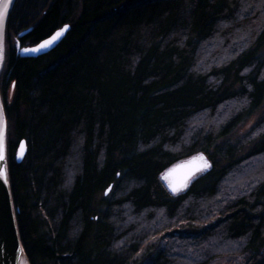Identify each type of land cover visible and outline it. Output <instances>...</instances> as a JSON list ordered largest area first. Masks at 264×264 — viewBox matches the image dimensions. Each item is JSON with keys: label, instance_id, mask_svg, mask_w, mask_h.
<instances>
[{"label": "trees", "instance_id": "obj_1", "mask_svg": "<svg viewBox=\"0 0 264 264\" xmlns=\"http://www.w3.org/2000/svg\"><path fill=\"white\" fill-rule=\"evenodd\" d=\"M65 24L47 55L18 54ZM0 95L30 264H211L187 256L227 246L264 264V0H14ZM196 154L212 168L172 195L167 169Z\"/></svg>", "mask_w": 264, "mask_h": 264}, {"label": "water", "instance_id": "obj_2", "mask_svg": "<svg viewBox=\"0 0 264 264\" xmlns=\"http://www.w3.org/2000/svg\"><path fill=\"white\" fill-rule=\"evenodd\" d=\"M5 1L6 0H0V9ZM13 2L14 0L11 2L10 9ZM70 29L71 25L65 24L50 36L33 46H21V44L17 42V52L23 58L32 59L47 55L63 41ZM58 33L60 35H57ZM23 34L25 33L21 35ZM41 45H44V47H41ZM0 108L4 119L0 135V155L3 157L0 159V172L5 173V175H0V264H30L21 242L17 223L18 211L14 206L10 188L7 122L4 115L1 95ZM26 153V141L21 140L15 156L17 163H21L24 160ZM205 164L210 165V167H205ZM211 168L212 162L205 154H196L169 167L162 180L166 189L172 195H175L179 191L186 190L200 174L206 173ZM173 188L176 189L175 192H173Z\"/></svg>", "mask_w": 264, "mask_h": 264}, {"label": "rangeland", "instance_id": "obj_3", "mask_svg": "<svg viewBox=\"0 0 264 264\" xmlns=\"http://www.w3.org/2000/svg\"><path fill=\"white\" fill-rule=\"evenodd\" d=\"M5 32V31H4ZM13 41L15 43V37H13ZM4 54H5V33H4ZM4 56V55H3ZM3 61H4V57H3ZM3 65V63H2ZM2 70V67L0 69V71ZM2 100V99H1ZM257 117H253V119H251L246 125H244L241 130L238 133V137L240 139H243L244 137L247 138L251 127L253 126V124L256 122ZM246 149V148H245ZM246 150H244L239 157H242L245 154ZM258 163H256L259 166H264V158H260L257 160ZM240 186V185H239ZM243 187H239V191L242 189ZM110 197V193L105 194V197ZM168 245V244H167ZM227 245V244H226ZM201 255L198 256L195 252L190 253L189 260L195 261L200 259V257H204V255H207V257H209V255H215V260L211 262V264H242L244 261L242 255H236V251L234 250L233 246H227V247H223L221 250H218L217 248L213 249L212 247H208L207 250H201ZM211 253V254H208ZM214 253V254H213ZM239 254V253H238Z\"/></svg>", "mask_w": 264, "mask_h": 264}, {"label": "bare ground", "instance_id": "obj_4", "mask_svg": "<svg viewBox=\"0 0 264 264\" xmlns=\"http://www.w3.org/2000/svg\"><path fill=\"white\" fill-rule=\"evenodd\" d=\"M11 2H12V0H11ZM5 3H8V0H6L4 2V4ZM10 6H11V3L8 6L7 12L3 15L2 18H0V69L2 67L3 57H4L3 56L4 55V30H5L6 18H7ZM2 8H3V6L1 7L0 10H2ZM3 124H4L3 113H2L1 108H0V135L2 132Z\"/></svg>", "mask_w": 264, "mask_h": 264}, {"label": "snow or ice", "instance_id": "obj_5", "mask_svg": "<svg viewBox=\"0 0 264 264\" xmlns=\"http://www.w3.org/2000/svg\"><path fill=\"white\" fill-rule=\"evenodd\" d=\"M10 3H11V0H8V3H5V4L3 5L2 10H0V18H2L3 15L7 12V10H8V6H9ZM57 35H60V34L58 33ZM41 47H44V45H41ZM2 158H3L2 155H0V159H2ZM205 167H210V165L205 164ZM0 175H5V173L0 172ZM172 190H173V192L176 191L175 188H173Z\"/></svg>", "mask_w": 264, "mask_h": 264}]
</instances>
